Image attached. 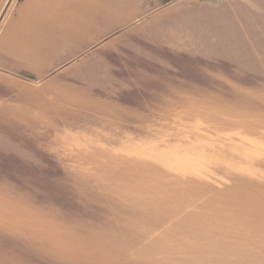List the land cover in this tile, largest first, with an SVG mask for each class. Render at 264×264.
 Masks as SVG:
<instances>
[{
    "label": "rangeland",
    "instance_id": "rangeland-1",
    "mask_svg": "<svg viewBox=\"0 0 264 264\" xmlns=\"http://www.w3.org/2000/svg\"><path fill=\"white\" fill-rule=\"evenodd\" d=\"M145 7L131 28L172 30L173 77L200 93L174 87L173 115L156 118L167 132L141 138L38 133L20 103L0 104V264H264V0ZM198 30L199 65L184 60ZM120 139L139 147H72Z\"/></svg>",
    "mask_w": 264,
    "mask_h": 264
},
{
    "label": "crops",
    "instance_id": "crops-1",
    "mask_svg": "<svg viewBox=\"0 0 264 264\" xmlns=\"http://www.w3.org/2000/svg\"><path fill=\"white\" fill-rule=\"evenodd\" d=\"M170 2L20 0L0 29V104L7 109L19 107L22 116L34 115L46 123L47 128L38 129V133H58L71 139L78 131L70 128L73 124L84 125L86 134L115 137L135 134L141 138L167 132L155 128L156 118L173 115L174 87L186 94L191 85L198 94L203 85L173 77L172 47L167 48L164 41L167 37L172 41V30L131 26L152 12V7L142 9V5ZM195 33L196 46L184 60L199 65L206 61L203 40L199 39L205 35L199 30ZM208 36L214 45L207 62L215 69L216 34ZM201 92L204 100V90ZM176 115L187 116L182 112ZM143 118L148 120L141 122ZM72 147L139 146L120 139L109 145ZM183 175L185 170L179 168L174 177L183 179Z\"/></svg>",
    "mask_w": 264,
    "mask_h": 264
},
{
    "label": "water",
    "instance_id": "water-1",
    "mask_svg": "<svg viewBox=\"0 0 264 264\" xmlns=\"http://www.w3.org/2000/svg\"><path fill=\"white\" fill-rule=\"evenodd\" d=\"M12 1H13V0H9V1H8L7 5H6L5 9H4V11L2 12V14H1V16H0V24H1L2 20L4 19V16L6 15V12L8 11V9H9V7H10Z\"/></svg>",
    "mask_w": 264,
    "mask_h": 264
}]
</instances>
